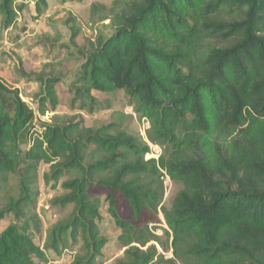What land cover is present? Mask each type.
I'll return each mask as SVG.
<instances>
[{"label": "trees", "instance_id": "obj_1", "mask_svg": "<svg viewBox=\"0 0 264 264\" xmlns=\"http://www.w3.org/2000/svg\"><path fill=\"white\" fill-rule=\"evenodd\" d=\"M23 1L0 0L4 27L13 25L16 4ZM227 3L241 11L240 19L210 22ZM46 5L47 0H35V12L40 15ZM114 26V33L98 43L80 67L84 89L79 98L89 97L91 91L125 90L138 103L137 112L152 124L156 140L169 145V155L143 162L148 147L138 146L132 137L109 135L108 128L92 132L80 123L44 125L23 151L34 112L17 91L0 83V172H15L23 160L54 163L52 168L59 167L56 174L60 168L80 171V179L63 184L69 193L54 201L74 204L76 212L67 225L51 232L50 239L56 249L66 231L71 241L80 235L87 264L106 244L98 237L94 220L99 215L90 188L96 175L111 169L110 178L95 184L107 192L124 247L143 246L151 239L137 237L134 224L117 212V202L126 203L137 224L153 218L160 196L139 176H157L161 170L182 184L171 206L163 209L175 252L181 249L192 264H264V0H140L128 6ZM204 30L229 43L199 59ZM55 83L54 78L43 83L41 115L47 106L53 110L57 105ZM90 146L102 157L84 165ZM122 152L133 159H123ZM26 168L20 197L8 205L17 215L31 201L29 170L35 167ZM27 232L12 225L0 233V264L45 260ZM131 248L129 264H149L155 257L150 248Z\"/></svg>", "mask_w": 264, "mask_h": 264}, {"label": "rangeland", "instance_id": "obj_2", "mask_svg": "<svg viewBox=\"0 0 264 264\" xmlns=\"http://www.w3.org/2000/svg\"><path fill=\"white\" fill-rule=\"evenodd\" d=\"M34 1L24 0L16 4V20L8 28L3 25L5 16L0 10V83L9 91H17L20 100L34 112L30 135L23 141L21 149L27 150L35 134L43 131L44 125L61 127L80 123L81 128L92 132L108 128L106 132L109 135L124 133L132 137L138 146L148 147L149 152L141 159L143 162L167 157L171 148L167 143L156 140L152 124L137 112L138 103L125 90L109 93L91 91L89 97L83 99L78 95L84 89L80 80V67L86 57L95 50L98 43L114 33L117 17L132 3L140 0H47L40 15L35 12ZM240 15L241 11L236 6L227 3L209 21L228 23L240 19ZM228 43L229 40L220 34L204 30L198 44L197 57L203 59L213 48ZM48 78L56 80L57 105L53 110L46 105L47 111L41 115L38 111L39 98L43 83ZM176 134L178 138L182 137L179 130ZM122 153L123 159H133V155ZM101 157V153L90 146L83 164L98 161ZM53 164L41 161L32 165L23 160L15 172H0V233L12 225L20 230L27 229L35 245L44 253L45 260L40 264H73L76 260L87 264V250L80 235L71 241L69 231H66L59 237L57 248H52L51 232L60 225H67L76 212L74 204L61 206L54 201L69 193L63 187L64 183L82 177L80 171L75 169L60 168L59 174H56L59 167L52 168ZM32 166L35 169L29 170L31 201L17 215L8 210V205L19 199L22 177L26 167ZM113 172L111 169L96 175L90 188L89 198L99 215L94 223L98 237L105 239L106 244L100 256L88 264H129L133 259L127 254L131 247L143 252L152 249L155 257L149 264H192L181 249L175 252L172 248V239L163 216V209L171 206L182 184L170 180L161 170L157 176H139L142 183H146L160 196V204L153 218H144L145 223L137 224L132 220L126 203L117 202V212L121 218L134 224L137 237L145 241L151 239L143 246L132 243L124 247L119 240L123 232L111 215L107 192L95 184L99 178H110Z\"/></svg>", "mask_w": 264, "mask_h": 264}]
</instances>
